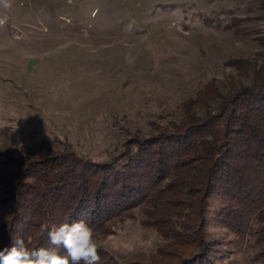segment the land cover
I'll return each mask as SVG.
<instances>
[{"label": "rangeland", "instance_id": "1", "mask_svg": "<svg viewBox=\"0 0 264 264\" xmlns=\"http://www.w3.org/2000/svg\"><path fill=\"white\" fill-rule=\"evenodd\" d=\"M8 2L0 5L9 17L0 28V155L7 160L62 150L106 160L135 137L198 122L220 126L229 107L219 104L235 85H254V64L264 60V0ZM156 145L143 164L154 161ZM195 162L177 177L189 182ZM178 180L183 191H165L161 209L140 201L94 229L103 264H180L197 249V234L224 252L221 264H264L260 233L219 221L216 193L199 233L193 186ZM10 192L0 186V196ZM157 216L170 220L166 228L182 222L176 239L151 223Z\"/></svg>", "mask_w": 264, "mask_h": 264}, {"label": "trees", "instance_id": "2", "mask_svg": "<svg viewBox=\"0 0 264 264\" xmlns=\"http://www.w3.org/2000/svg\"><path fill=\"white\" fill-rule=\"evenodd\" d=\"M259 64L253 68L257 72L254 85H235L219 104L221 111L229 107L227 121L220 126L198 122L176 133L161 131L153 139L135 137L106 160L79 157L65 150L20 161L0 155V186L11 191L0 196V249L11 247L17 238L32 249L52 247L46 226L50 229L52 225L84 220L94 230L140 201L161 209L163 202H159L169 193L183 191L178 188V179L193 186L186 190L197 199L199 233L206 219L208 197L216 193L222 200L214 210L219 221L243 234L259 232L263 240L264 60ZM206 123L214 130L213 139L208 138L213 130L203 129ZM155 143L152 151L156 157L147 166L142 163L148 156L145 150ZM193 160L197 161L194 177L189 182L177 177L184 169L187 174L191 171ZM217 183L219 188L213 192ZM162 218L157 216L151 223L163 226H159L160 231L176 239L182 222L171 221L166 228L170 220ZM195 237L197 249L181 257L180 264H221L217 260L224 252L213 249L215 245L203 234Z\"/></svg>", "mask_w": 264, "mask_h": 264}, {"label": "clouds", "instance_id": "3", "mask_svg": "<svg viewBox=\"0 0 264 264\" xmlns=\"http://www.w3.org/2000/svg\"><path fill=\"white\" fill-rule=\"evenodd\" d=\"M4 9L11 7L8 0H0ZM9 17L0 14V28ZM52 247L29 248L24 239L17 238L11 247L0 249V264H99V245L93 228L84 220L61 223L47 228ZM62 249V252L60 251Z\"/></svg>", "mask_w": 264, "mask_h": 264}]
</instances>
